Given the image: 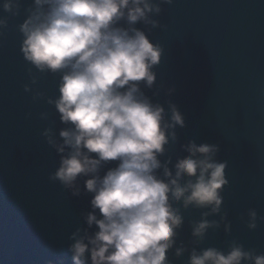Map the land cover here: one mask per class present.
Returning <instances> with one entry per match:
<instances>
[{"label": "water", "instance_id": "1", "mask_svg": "<svg viewBox=\"0 0 264 264\" xmlns=\"http://www.w3.org/2000/svg\"><path fill=\"white\" fill-rule=\"evenodd\" d=\"M150 2L160 7L159 13L148 14L156 26L138 21L135 27L163 52L153 69L155 83L151 88L141 83V88L154 104L163 105L166 120L171 105L185 120L184 127L169 129L177 139L170 137L159 158H170L174 173L176 161L189 155L182 145H215L213 159L227 162L229 180L218 213L210 206L174 205L184 218L175 247L183 242L186 250L176 257L173 248L167 256L172 264H187L193 247L227 252L233 242L264 253V0ZM0 17L8 18L0 30V264H74L70 245L85 235L84 229L88 235L97 229L88 228L85 220L93 195L84 187L87 177H78L71 187L49 179L60 154L43 133L51 127L59 141V130L69 127L48 102L59 95L60 74L41 72L23 59L17 27L23 8L11 16L0 7ZM116 163L102 166L100 175ZM251 210L257 213L255 229L248 228ZM205 212L209 215L202 217ZM202 218L219 222V227L209 228L201 240L192 228Z\"/></svg>", "mask_w": 264, "mask_h": 264}, {"label": "clouds", "instance_id": "2", "mask_svg": "<svg viewBox=\"0 0 264 264\" xmlns=\"http://www.w3.org/2000/svg\"><path fill=\"white\" fill-rule=\"evenodd\" d=\"M0 7L11 16L20 15L23 8L24 18L17 26L23 37V59L41 72L60 74L59 95L48 102L54 104L59 121L69 127L59 130V141L51 127L43 133L60 154L59 166L49 179L71 187L78 177H87L84 187L93 195L85 220L88 228L95 225L97 229L92 235L84 229L85 235L70 245L74 264L86 260L91 264H172L168 251L175 248V256L180 257L186 250L183 242L175 247L184 218L174 205L182 201L185 209L210 206L212 213H218L229 180L227 162L213 159L215 145H182L189 155L176 161L174 173L168 166L171 159L159 158L170 137L177 139L169 129L185 126L175 105L166 120L163 105L154 104L141 88V83L147 88L155 83L153 69L161 62L163 49L135 25L144 21L156 26L148 14L159 13V4L150 0H3ZM7 24L8 18L0 17V30ZM32 82L36 83L35 77ZM24 88L29 90L28 85ZM111 161L116 165L100 175L102 166ZM249 215L248 228L255 229L257 213L251 210ZM214 227L219 222L202 218L194 224L192 235L202 240ZM247 261L264 264V253L233 242L227 252L216 247L198 252L193 247L187 264Z\"/></svg>", "mask_w": 264, "mask_h": 264}]
</instances>
